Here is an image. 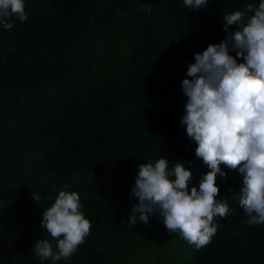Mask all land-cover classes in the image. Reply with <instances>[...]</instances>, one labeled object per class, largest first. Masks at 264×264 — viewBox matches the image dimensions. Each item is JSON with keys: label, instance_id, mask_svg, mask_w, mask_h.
Here are the masks:
<instances>
[{"label": "trees", "instance_id": "16d2710c", "mask_svg": "<svg viewBox=\"0 0 264 264\" xmlns=\"http://www.w3.org/2000/svg\"><path fill=\"white\" fill-rule=\"evenodd\" d=\"M249 3L260 0L202 9L184 0H25L26 21L0 24V264H264V225L245 223L243 175L223 164L217 199L230 212L214 218L208 245L170 233L159 214L128 225L140 164L184 162L189 191L210 171L181 124V85L195 54L226 39L224 13ZM61 190L80 194L91 231L53 262L34 244L48 239L56 250L42 220Z\"/></svg>", "mask_w": 264, "mask_h": 264}, {"label": "clouds", "instance_id": "9594fccd", "mask_svg": "<svg viewBox=\"0 0 264 264\" xmlns=\"http://www.w3.org/2000/svg\"><path fill=\"white\" fill-rule=\"evenodd\" d=\"M208 2L184 0L191 9H202ZM247 12L254 14L245 23ZM14 15L28 19L25 0H0V24L5 29L13 28ZM223 20L226 39L195 54L181 85L187 97L181 124L197 144L196 156L210 171L189 191L193 173L184 162L170 168L169 160L162 157L140 164L132 189L139 203L132 207L128 224L134 226L138 220L147 224L150 215L159 214L170 233L179 231L197 249L211 243L216 234L214 218L230 212L227 201L217 199V174L227 176L222 164L243 175L239 203L248 217L245 223L264 225V0L258 7L249 3L243 11L224 13ZM232 25L237 26L235 31ZM33 199L41 200L38 192ZM81 208L78 192L59 191L42 220V227L58 244L54 250L48 239L37 241L38 257L55 262L77 251L91 231Z\"/></svg>", "mask_w": 264, "mask_h": 264}]
</instances>
